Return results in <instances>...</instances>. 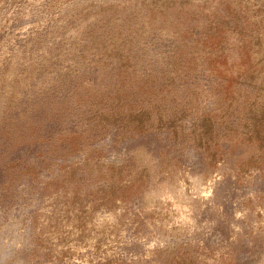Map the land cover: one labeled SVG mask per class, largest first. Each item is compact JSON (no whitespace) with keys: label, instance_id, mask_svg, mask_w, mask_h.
<instances>
[{"label":"rangeland","instance_id":"obj_1","mask_svg":"<svg viewBox=\"0 0 264 264\" xmlns=\"http://www.w3.org/2000/svg\"><path fill=\"white\" fill-rule=\"evenodd\" d=\"M0 264H264V0H0Z\"/></svg>","mask_w":264,"mask_h":264},{"label":"clouds","instance_id":"obj_2","mask_svg":"<svg viewBox=\"0 0 264 264\" xmlns=\"http://www.w3.org/2000/svg\"><path fill=\"white\" fill-rule=\"evenodd\" d=\"M5 243H7V242H5ZM12 243V242H11ZM17 247H22V245H17Z\"/></svg>","mask_w":264,"mask_h":264}]
</instances>
